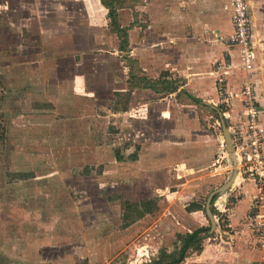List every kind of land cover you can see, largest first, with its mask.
I'll use <instances>...</instances> for the list:
<instances>
[{"label": "rangeland", "instance_id": "374dc122", "mask_svg": "<svg viewBox=\"0 0 264 264\" xmlns=\"http://www.w3.org/2000/svg\"><path fill=\"white\" fill-rule=\"evenodd\" d=\"M63 1L68 22L59 24V17L58 23L53 20ZM71 1L0 0V264H143L177 250L180 235L189 230L211 227L208 196L235 167L218 138L224 124L217 121L223 112L233 140L231 111L240 97L221 95L217 75L218 99L200 101L190 110L194 126L203 121L218 138L204 172L220 180L203 184L205 178L180 173L177 164L190 161V149L169 146L154 152L144 139H154L158 126L167 130L183 123L173 117L194 102L144 99V90L126 88L129 68L124 63L119 74L112 73L118 81L104 72L93 74V49L118 54V38L108 31L106 17L95 19L83 0ZM139 1L120 17L124 25L131 24L130 53L140 60L144 75V21L151 19L144 0ZM160 1L157 16L172 15V0ZM73 31H81L84 48L78 54ZM98 31L106 32L103 39L96 38ZM113 59L120 64L118 55ZM172 103H177L173 115L157 121L159 109ZM148 127L155 130L147 134ZM237 193L234 186L213 197L219 206V197L224 199L221 207L212 206L220 230L205 242L210 252L222 251L215 245L229 237L223 230L229 229Z\"/></svg>", "mask_w": 264, "mask_h": 264}, {"label": "crops", "instance_id": "0c3cea01", "mask_svg": "<svg viewBox=\"0 0 264 264\" xmlns=\"http://www.w3.org/2000/svg\"><path fill=\"white\" fill-rule=\"evenodd\" d=\"M61 3L56 8L58 16L53 21L58 23L57 19L59 17V24H66L68 22L66 17L69 14L66 9L69 7L68 5L65 6L66 1ZM139 3V0H119L114 3V7L118 12L119 22L122 27H126V33L123 32L124 37L122 38L110 26L109 9L102 0H83V8H88L91 13L96 14L98 18L95 19L101 18L102 20L106 17L108 31L115 34L118 38V54L106 49L104 50L107 52H104L102 47L93 49L96 64L92 66V73L98 75L104 72L108 74L107 77L110 80L113 77V81H118V76L113 74H119V70L123 67L121 63H124L129 68L128 79L125 84L126 88H130L132 92L144 90V99H189L194 102L195 105H186L181 110V112L183 111L182 116H179L178 119L177 116L173 117L175 121L182 118L183 123L177 122L167 130H161V127L158 126L154 133V139H146V141L144 139V145L147 147V150L152 149L154 152L165 151L169 146H175L179 149L180 147L190 149L192 151L189 158L190 161L188 162L184 159L180 160L179 164H177L180 168V173L185 172V174L183 173L184 175L188 174L191 177L193 175L195 179L205 178L202 179L204 180L203 184H215L220 180L219 177L205 174L204 170L211 164L213 139L220 138V141L227 146L226 140L223 137L225 128L223 126L224 134L219 135L218 138H214L213 132L208 130L206 123L203 121H201V125L197 122V125L194 126L195 121L190 118L192 115L190 110L197 107L198 103L194 99L207 103L218 99L216 80L219 73H213L214 65L217 62L226 65V60L228 59L235 64L239 61L238 48L229 46L225 40L233 31L231 0H172L174 5L173 12L172 15H167V17L157 16V10L162 7L160 0H144V10L151 19L144 21L147 23H144V76L159 81L158 87L162 90H154L150 86L144 88L131 86L133 64L130 63L128 58L137 61L135 65L138 74H140L139 69L141 68V64L140 60L133 57L130 53L129 31L131 24L124 25L120 14L123 9H135ZM44 13V16L47 18L48 10H45ZM251 19L253 25L252 40L255 49L254 77L256 86L254 97L259 107L261 122L264 125V0H251ZM42 20H44V17H42ZM73 32L72 39L77 41L78 46L76 47V52L78 50L82 51L84 47L81 45V42L79 43V41H82V38L78 36V32L81 33V31ZM96 33H98L96 34V38L98 39H103L106 35V32L103 31ZM52 35L50 33L51 37ZM125 38L127 39L126 48H122V40ZM117 55L120 59V64L116 63L113 59ZM225 68L226 81L229 85H232L235 91L240 90L244 79L243 70L228 68L227 66ZM107 77H105V84L107 83ZM110 80L108 82H111ZM166 82L171 86H175L176 89L164 90L163 86L167 84ZM111 86L112 83L110 86L108 85L109 88ZM235 103L236 107L234 106L235 108L231 111V113H235L233 115L236 120L235 122L244 123L245 111L243 106L239 102ZM172 104L170 108L161 107L162 109H159L160 113L156 115L158 117L157 121L162 120L160 119L162 116L171 117L173 115L174 107L177 103ZM220 113L222 118L220 117V120L217 121L219 125L221 122L223 123V112ZM224 113L227 116L226 118H228V112ZM152 122H145V124L151 125ZM154 130V128H146L147 134L152 133ZM156 157L154 156V158ZM235 187L238 189V193L235 196V201L233 200V207L229 208V211H231L229 213V229L223 230L229 237L228 239L222 237L220 244L215 245L216 248L218 246L222 247V251H218V253L210 252V247L206 246L205 243L208 241L207 237L203 243V249L200 252L190 253L182 264L187 261L189 264H264V247H260L257 244L259 238L249 227V218L253 210L252 201L257 194L256 185L254 182L240 177ZM215 199H213V206H219L217 205L218 198ZM220 199L221 197H219V202H221ZM201 226L207 225H200L199 227ZM218 228L216 223L215 229L217 231L220 230ZM189 231L191 232L192 230ZM213 231L210 227V234Z\"/></svg>", "mask_w": 264, "mask_h": 264}, {"label": "built area", "instance_id": "2783aa9c", "mask_svg": "<svg viewBox=\"0 0 264 264\" xmlns=\"http://www.w3.org/2000/svg\"><path fill=\"white\" fill-rule=\"evenodd\" d=\"M231 4L233 31L225 40L229 46L238 48L239 61L237 64L220 63L216 66V72L220 76L218 86L221 95L224 92L229 93L227 98L239 95V102L245 111L244 123H236L233 141L240 177L256 185L257 194L252 201L253 210L249 218V227L264 246V125L261 122L259 107L254 97L255 49L252 40L251 0H231ZM226 66L239 68L244 72L241 88L237 92L228 90V83L224 77ZM223 101L228 104L230 99H223Z\"/></svg>", "mask_w": 264, "mask_h": 264}, {"label": "trees", "instance_id": "16d2710c", "mask_svg": "<svg viewBox=\"0 0 264 264\" xmlns=\"http://www.w3.org/2000/svg\"><path fill=\"white\" fill-rule=\"evenodd\" d=\"M119 0H102V2L109 9V17H110V26L118 32V34L123 38V32L126 33V27H122L119 22V16L117 9L114 7V3ZM126 1V0H121ZM122 48H126L127 39L122 40ZM131 64H133V68L131 70V86L135 87H148L150 86L154 90H162L159 88V81L147 78L144 75L138 74V70L136 68L135 62L131 58H128ZM168 82V81H167ZM166 82V83H167ZM164 90H173L176 89L175 86L169 85V83L163 86ZM196 103H199V99H194ZM144 202V201H143ZM152 201H145V204H151ZM192 206L196 207V209H200V203H192ZM211 236L210 234V226H201L198 227L191 232L188 231L183 235H180L181 245L177 248V250L172 252L165 253L164 251L159 255V257L155 259H151L148 262L143 264H182L185 258L192 252H200L203 249V243L207 237Z\"/></svg>", "mask_w": 264, "mask_h": 264}, {"label": "water", "instance_id": "95a60500", "mask_svg": "<svg viewBox=\"0 0 264 264\" xmlns=\"http://www.w3.org/2000/svg\"><path fill=\"white\" fill-rule=\"evenodd\" d=\"M223 121V124H224V128H225V134H224V138L226 140V143H227V150L228 152L230 153V161L232 163V165H234V169L233 171L231 172V175L230 177L228 178V180L226 182H224L221 186H219L218 188L214 189L210 195L208 196V199H207V202H206V212H207V215L208 217L210 218L211 220V229L212 231L215 229L216 227V215L214 214L213 212V209H212V206H213V197L215 194H224L225 192H227L228 190H230L232 187L234 188V186L236 185V182L239 180L240 178V173H239V170L237 168V155H236V150H235V146H234V142L232 140V137L231 135L229 134V131L228 129L226 128L225 126V121L224 119H222ZM220 196L222 197V201H223V196ZM221 201V202H222ZM216 206V205H215Z\"/></svg>", "mask_w": 264, "mask_h": 264}, {"label": "bare ground", "instance_id": "6f19581e", "mask_svg": "<svg viewBox=\"0 0 264 264\" xmlns=\"http://www.w3.org/2000/svg\"><path fill=\"white\" fill-rule=\"evenodd\" d=\"M222 200V198L220 199V201Z\"/></svg>", "mask_w": 264, "mask_h": 264}]
</instances>
